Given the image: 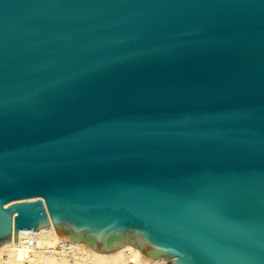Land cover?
Instances as JSON below:
<instances>
[{
    "label": "water",
    "instance_id": "1",
    "mask_svg": "<svg viewBox=\"0 0 264 264\" xmlns=\"http://www.w3.org/2000/svg\"><path fill=\"white\" fill-rule=\"evenodd\" d=\"M50 226L264 264V0H0V244Z\"/></svg>",
    "mask_w": 264,
    "mask_h": 264
},
{
    "label": "bare ground",
    "instance_id": "2",
    "mask_svg": "<svg viewBox=\"0 0 264 264\" xmlns=\"http://www.w3.org/2000/svg\"><path fill=\"white\" fill-rule=\"evenodd\" d=\"M32 234L40 235L37 240L39 247L52 251L42 253L39 250V253H33L29 238ZM68 254L76 260L74 264H166L168 262L167 259H152L128 243L104 252L95 250L81 241L68 242L57 236L52 226L38 230H21L17 242H14L12 236L10 241L0 244V263L4 262V264H71ZM4 256L6 259L3 258Z\"/></svg>",
    "mask_w": 264,
    "mask_h": 264
},
{
    "label": "rangeland",
    "instance_id": "3",
    "mask_svg": "<svg viewBox=\"0 0 264 264\" xmlns=\"http://www.w3.org/2000/svg\"><path fill=\"white\" fill-rule=\"evenodd\" d=\"M40 238V235H36L33 239H32V246H30V248H31V250H32V252L34 253V252H37V253H39V250H40V252H44V253H48V252H50V251H52V250H50V249H45V247H39L38 246V244H37V240ZM34 246V248H32ZM38 250V251H37ZM69 255V258H70V263L71 264H74L75 263V261L76 260H73L72 259V257L70 256V254H68ZM3 258H5L6 259V256H4ZM3 262V261H2ZM0 264H4V262L3 263H0ZM6 264V263H5Z\"/></svg>",
    "mask_w": 264,
    "mask_h": 264
},
{
    "label": "built area",
    "instance_id": "4",
    "mask_svg": "<svg viewBox=\"0 0 264 264\" xmlns=\"http://www.w3.org/2000/svg\"><path fill=\"white\" fill-rule=\"evenodd\" d=\"M26 231L30 230V229H25ZM36 236V234H32V235H29V238H30V246H32V239Z\"/></svg>",
    "mask_w": 264,
    "mask_h": 264
}]
</instances>
